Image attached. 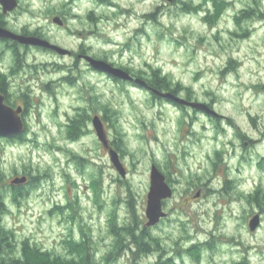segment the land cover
Instances as JSON below:
<instances>
[{
	"label": "rangeland",
	"instance_id": "374dc122",
	"mask_svg": "<svg viewBox=\"0 0 264 264\" xmlns=\"http://www.w3.org/2000/svg\"><path fill=\"white\" fill-rule=\"evenodd\" d=\"M18 1L8 15L0 5L6 28L40 32L71 51L89 45L146 81L168 78L179 96L191 94L219 117L76 70L67 56L18 46L15 58L1 41L12 101L28 91L34 100L23 141L0 139V228L13 233L17 255L28 241L71 258L84 240L97 264H264V0ZM64 14V25L53 22ZM79 115L105 122L125 178ZM153 164L174 194L167 218L146 227ZM19 176L31 181L15 197L10 183ZM258 213L261 226L251 232ZM126 228L135 241H159L158 250H141Z\"/></svg>",
	"mask_w": 264,
	"mask_h": 264
},
{
	"label": "water",
	"instance_id": "95a60500",
	"mask_svg": "<svg viewBox=\"0 0 264 264\" xmlns=\"http://www.w3.org/2000/svg\"><path fill=\"white\" fill-rule=\"evenodd\" d=\"M168 1L170 2L173 0ZM0 3L3 7L4 14L12 12L19 5V3H17V0H0ZM54 22L58 25L62 24V20H60V18H55ZM1 38L7 40H15L24 46L28 45L37 48L41 47L46 50H54L61 56L71 54V51H69L68 49L55 45L50 41L39 37L36 38L34 36L20 35L0 25V39ZM86 60H88L91 63L92 67L98 72H104L111 76L113 75L115 78L122 81H132L142 88L149 89L152 93L159 96L160 98H164L179 106H189L197 112H203L207 116L219 117L217 112L212 107L202 102L188 101L178 94H172L170 92H160L159 90L150 87L148 83L145 82V80L140 78L134 79L129 72L116 68L104 60H96L90 57H87ZM21 114L22 108L19 107L16 108V110L13 109L6 103L5 96L0 94V137H17V135H21L25 132V125L23 124ZM92 122L100 142L103 146L109 149V155L113 166L116 170H118L119 174L123 178H125L127 175V170L124 168L121 157H119V153L109 145L107 133L105 132L104 121H102L99 116H94ZM150 180L151 184L147 197V208L145 211V215L148 221L145 223V226L155 227V225H157L163 218L167 217L163 211V202L166 201V199L172 198L174 192L172 190V187L166 180V176L154 164L152 165ZM27 181V176H19L13 179L10 184L12 186H19L21 184H25ZM199 195L200 193L198 194V196ZM260 222L261 216L259 214H256L252 217L249 222L251 232L257 230L260 227Z\"/></svg>",
	"mask_w": 264,
	"mask_h": 264
},
{
	"label": "trees",
	"instance_id": "16d2710c",
	"mask_svg": "<svg viewBox=\"0 0 264 264\" xmlns=\"http://www.w3.org/2000/svg\"><path fill=\"white\" fill-rule=\"evenodd\" d=\"M185 3V2H184ZM186 11H191L190 4H187L185 7ZM154 17V14L152 15ZM2 17H0V23L2 22ZM18 56V55H17ZM17 61H20L19 59ZM160 73V72H159ZM6 76L0 73V91H5L6 90ZM152 83V87L155 89L159 90L160 92H170L172 94H177L178 89L173 86L174 83H172L168 78H160L159 76L155 75ZM152 93V92H151ZM155 99L158 98L157 95L152 93ZM179 95V94H178ZM191 94H188L187 100L191 101ZM159 99V98H158ZM181 109L185 110L186 108L183 106H180ZM197 112V111H195ZM210 117V116H209ZM212 118V117H211ZM77 122L75 120H72L71 125L72 130L71 133L74 138L78 139L80 137V132L76 131L74 132V128ZM79 128V127H78ZM79 130V129H78ZM73 131V132H72ZM17 135V136H22ZM23 137V136H22ZM1 139V138H0ZM14 141V140H12ZM23 141V139H21ZM114 146V150L117 152L121 150L120 145L115 141L112 143ZM31 184V183H30ZM11 185V184H10ZM12 186V185H11ZM13 187V186H12ZM14 190L18 193L15 197H19L21 195V189L25 187H13ZM3 203L0 200V204ZM1 210V209H0ZM146 228V227H145ZM128 235H130V238L132 241L135 243L137 242L138 245L140 246L141 250H144L146 252H151L153 251L152 249V244L155 243L156 250H158L159 246L158 243L159 241H153L149 242V245L143 244V238L135 241V235L136 233L133 230H130L129 228L125 229ZM153 240V239H152ZM147 245V246H146ZM21 250L18 254V247H16V244L14 242V236L11 231H7L4 228H0V264H97L95 260V256H93V253L90 252L91 247L85 243L84 240H82L81 243L79 244H73V254L71 258L64 257L61 255H55L51 251H43L38 246H31L28 241H24L21 244ZM154 249V250H155ZM169 263V262H168ZM157 264H165L162 260L158 261Z\"/></svg>",
	"mask_w": 264,
	"mask_h": 264
},
{
	"label": "flooded vegetation",
	"instance_id": "af4514ba",
	"mask_svg": "<svg viewBox=\"0 0 264 264\" xmlns=\"http://www.w3.org/2000/svg\"><path fill=\"white\" fill-rule=\"evenodd\" d=\"M89 2H94L95 4H99V5H109V4H112V0H107V1H104V0H88ZM76 2V0H70L69 2H68V4L66 5V6H68L69 8H72V6L74 5V3ZM17 3H19V1L17 0ZM0 5H1V3H0ZM19 5H20V3H19ZM19 5H18V7H19ZM1 7H2V5H1ZM17 7V8H18ZM16 8V9H17ZM16 9H14L12 12H14V11H16ZM12 12H8L7 14H4V12H3V7H2V14L3 15H8V14H11ZM90 12V11H89ZM91 13H93V12H90V14L88 15V19L90 20V22L93 24V23H96V22H98V19L96 18V16L94 15V14H91ZM2 14H0V17H2L3 15ZM68 17H69V15H67V14H64V15H62L61 17H55V18H60V20H62V24L61 25H64L65 24V22L66 21H68ZM54 18V19H55ZM53 22H54V20H53ZM55 23V22H54ZM0 25L2 26V27H4V28H6V25H4V21H2L1 23H0ZM58 25V24H57ZM61 25H59V26H61ZM8 30H10L9 28H7ZM10 31H13V32H15L14 30H10ZM15 33H17V32H15ZM18 34H20V35H27V36H34V37H39V38H42V39H45V40H47V41H50L51 43H53V44H55L54 42H52L50 39L48 40L47 38H45L44 37V35L42 34V33H40V32H33V33H31V32H29L28 30H25V31H23L22 33H18ZM82 33H80V35H81ZM4 42L5 44H7L8 46H9V48L11 49H13V47L15 48V47H22V48H24V49H39V50H44V51H46V52H52L53 54H58L57 52H55L54 50H46V49H43V48H41V47H33V46H28V45H22V44H20L19 42H17V41H15V40H7V39H0V42ZM55 45H57V44H55ZM59 46V45H58ZM11 49V52L14 54V57L16 58V53L14 52V50H12ZM79 51H71V50H69V51H71V54H69V55H63V56H67V57H69V58H71L72 60H74L75 61V64H74V67L76 68V70L77 69H79V67L81 66V65H83L84 67H85V70H88V71H90L91 73H93V74H95V75H97V76H103V77H108L109 79H111V80H114L115 82H117V83H123V84H129V85H132V86H134V87H138V88H142V87H140L138 84H136V83H134V82H132V81H127V80H124V81H122V80H119V79H117V78H115L113 75L111 76V75H109V74H106V73H104V72H98V71H96L93 67H92V65H91V63L88 61V60H86L87 59V57H90V58H93V59H96V60H104V61H106V62H108L109 64H111V65H113L114 67H116V68H119V69H122L123 71L125 70V71H127V72H129L130 73V75L134 78V79H137V78H140V77H138L137 75L135 76L133 73H132V71H131V65H120V64H118V63H115V62H112V61H110V60H107L108 58L106 57V56H104V57H98V56H96V55H94V54H92L91 52H92V50H93V48H91L89 45H85V44H82V45H80V47H79ZM20 55H23V53L22 52H20L19 53ZM59 55V54H58ZM61 56V55H60ZM81 68V67H80ZM81 71H82V69H80ZM140 79H142V78H140ZM154 79V78H153ZM153 79L152 80H145V82L146 83H148V85L150 86V87H152V83H154V82H152L153 81ZM69 80V79H68ZM71 80L72 81H74L75 79H70L69 80V82L71 83V84H73L72 82H71ZM144 80V79H143ZM1 82V81H0ZM6 84H7V88H6V90L5 91H0V94H2V95H4L5 96V101H6V103L9 105V106H11L13 109H15L16 110V108H22V114H21V117H22V121H23V124L25 125V130L27 131V128H28V124H27V119H28V115H29V112L28 111H30V108L33 106V102H34V100L32 99V97L30 96V92L28 91L27 93H22V94H20L19 95V97H18V99H19V101L20 102H17V101H12V99H11V97H12V94L10 93L11 92V83L9 82V80L7 79L6 80ZM154 88V87H153ZM143 90H145V91H147V92H150V94L152 95V93H151V91L149 90V89H146V88H142ZM153 96V95H152ZM159 98V99H158ZM158 98L157 99H155L154 98V96H153V99L155 100V101H158V102H160V103H162V102H165V103H168V104H170V105H173V106H177V107H180L179 105H177V104H175V103H173V102H171V101H168V100H166V99H164V98H160L159 96H158ZM186 109L187 108H190V109H192V110H194L193 108H191V107H189V106H187V107H185ZM194 111H196V110H194ZM95 116H99V115H95ZM86 115H79V118L81 119V121L83 120V119H86ZM94 117V116H93ZM93 117H89V119H86V128H84V126H82L83 125V123H82V125H81V129H82V131H91V127L93 126L94 127V125H93V122H92V119H93ZM100 117V116H99ZM101 118V117H100ZM102 120V119H101ZM103 121V120H102ZM88 123H90V126H88ZM104 125H105V122H104ZM24 135V134H23ZM22 135V136H23ZM20 137V136H17V137H5V138H8L9 140H14V141H17V140H21V139H23V137ZM85 136H87V135H85ZM85 136H83V137H85ZM109 141V140H108ZM109 145L112 147V145L109 143ZM105 147V146H104ZM106 148V147H105ZM113 148V147H112ZM107 150H108V154H109V149L108 148H106ZM114 149V148H113ZM110 156V155H109ZM166 176V175H165ZM28 177V176H27ZM166 180H167V178H166ZM31 180H30V178L28 177V181L25 183V184H21V185H19V186H16V187H20V189H21V187H26V185L30 182ZM168 181V183H169V180H167ZM170 184V183H169ZM171 186V185H170ZM173 190V189H172ZM200 192H198L197 194H196V198H199L200 196H201V193H200V195L198 196V194H199ZM170 199V198H169ZM167 200V199H166ZM165 202L166 201H164L163 202V204H164V206H165ZM163 211H164V213L166 214V216H167V214L168 213H166L165 212V210H164V207H163ZM259 214V213H258ZM261 217H262V215L261 214H259ZM255 216V215H254ZM167 217H165V218H163L161 221H163L164 219H166ZM160 221V222H161ZM159 222V223H160ZM158 223V224H159ZM157 224V225H158ZM260 224H261V222H260ZM261 226V225H260ZM163 262H165V264H170V262H169V260H164L163 259ZM169 262V263H168Z\"/></svg>",
	"mask_w": 264,
	"mask_h": 264
}]
</instances>
